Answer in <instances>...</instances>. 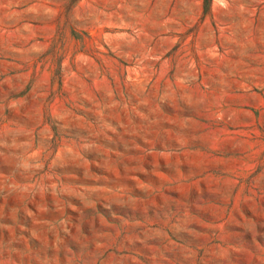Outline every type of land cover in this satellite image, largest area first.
Returning a JSON list of instances; mask_svg holds the SVG:
<instances>
[{
    "label": "rangeland",
    "instance_id": "rangeland-1",
    "mask_svg": "<svg viewBox=\"0 0 264 264\" xmlns=\"http://www.w3.org/2000/svg\"><path fill=\"white\" fill-rule=\"evenodd\" d=\"M0 264H264V0H0Z\"/></svg>",
    "mask_w": 264,
    "mask_h": 264
},
{
    "label": "trees",
    "instance_id": "trees-1",
    "mask_svg": "<svg viewBox=\"0 0 264 264\" xmlns=\"http://www.w3.org/2000/svg\"><path fill=\"white\" fill-rule=\"evenodd\" d=\"M212 2V0H205V4L208 5Z\"/></svg>",
    "mask_w": 264,
    "mask_h": 264
}]
</instances>
